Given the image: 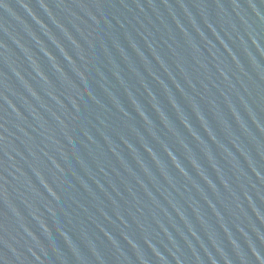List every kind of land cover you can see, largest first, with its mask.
I'll list each match as a JSON object with an SVG mask.
<instances>
[{
	"label": "water",
	"instance_id": "obj_1",
	"mask_svg": "<svg viewBox=\"0 0 264 264\" xmlns=\"http://www.w3.org/2000/svg\"><path fill=\"white\" fill-rule=\"evenodd\" d=\"M0 264H264V0H0Z\"/></svg>",
	"mask_w": 264,
	"mask_h": 264
}]
</instances>
